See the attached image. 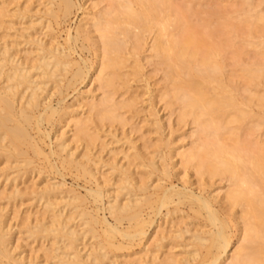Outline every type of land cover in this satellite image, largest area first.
<instances>
[{
    "label": "bare ground",
    "instance_id": "1",
    "mask_svg": "<svg viewBox=\"0 0 264 264\" xmlns=\"http://www.w3.org/2000/svg\"><path fill=\"white\" fill-rule=\"evenodd\" d=\"M175 1L113 0L108 8H102V3H96L90 9L91 12L85 10L84 17L76 30V36L72 37L69 34L66 42L69 45L72 44V41L76 43L83 36H85L83 37L85 40L93 41L97 53L95 67H89L86 63L85 66H82L78 62H74L71 58L72 49L69 45V52L66 53V49L62 48L63 46L59 42L49 41L52 44H47L44 43V40L41 42L42 39L39 41L40 37H38L39 39L34 37L38 32L36 27L42 26L43 20L49 25H46V28L42 26L46 30L41 26L40 28L44 31H51L50 22L52 20L59 21L60 15L69 19L77 9L73 0H48L44 12L41 11L44 14L43 20L36 19L37 22H30V27H25L27 33L24 32L18 38L24 39L26 45L34 46V50H29V45L24 44L29 51L26 49V51L23 50L25 53H22V48L19 49L21 43L18 42V38L15 40L12 35L11 38L14 40L12 41L6 38L10 35H5L3 38L0 35L3 43L0 44V160L4 165L0 167V184L1 181L12 184L11 191H5L7 194H4V200L9 202L8 205L18 202L22 204L21 202L24 200H31V202L34 201L41 205L40 207L43 209V212L40 213L41 217L39 214V219L33 224L28 220L23 229L26 231L27 239H32V242H43L40 251L43 256L45 254V264H119L117 257H114L116 260L111 257L114 256L113 252L116 254L136 248L135 246L142 247L149 240L151 229L158 228L155 227L156 219L154 218L161 215L163 209L167 210V214L164 216L172 219L170 215H173L175 218L177 215L174 214L178 212L180 215L182 214L179 207L182 208L184 205H189V212H193L195 216L190 220L198 222V219L201 218L204 224L197 223L198 227L193 224L195 230L189 228L188 224L186 230L181 228L178 231L177 229L174 234H171L170 231L172 233L173 231L170 230V236H167V232L165 234L162 231L165 236L154 237L160 239L157 238L154 242L152 241L153 243L150 239L153 245L149 247L150 249H146H149L146 255H140L137 260L130 261L131 264H264V142L257 151L241 145V136L244 132L261 129L264 126V92L261 90L263 89L261 87L264 86V65L244 66L241 71V78L244 80L237 76L238 79L246 82L243 87L242 84H239L241 80L236 78L235 82L233 77L227 76L222 53L229 44L239 40L240 32L238 31H241L242 34L245 31V28L239 29L241 25L251 27L250 33L245 31L248 33H246V37L248 36L249 39H255L258 32L264 38V13L256 12L255 7L250 12L243 11L245 13L243 16L241 15L242 18H239L241 25L233 22L228 23L229 21L224 24L227 29L233 32L234 36L237 35L235 39L217 42L218 37L213 39L217 33L207 32L206 27L201 28V26L190 23L189 11L184 12ZM253 1L247 2V4L250 7L254 6ZM7 2L8 0H0V19H2V21L0 20V30L4 28L3 26H6L7 29L9 24L8 21H5L7 16L10 15L12 18L11 14L13 13L10 11L11 14L7 15V9L10 7ZM20 9L18 8V11ZM31 9L30 7H26L25 10L23 8L24 11L20 10L21 13H17L18 17L24 18L25 15L32 13ZM80 9L82 10V8ZM80 9L78 7V10ZM17 14H13L14 17ZM11 18L8 17V20H12L10 22L14 23V18ZM35 18L39 17L36 15ZM29 30L37 32L32 36L33 33L29 34ZM23 31L25 30L23 29ZM91 32L98 34L97 40L90 36ZM215 32L221 33L223 30ZM25 34L27 35L23 36ZM5 38L8 40L7 43H4ZM24 40L21 42L24 43ZM149 40L152 42L150 59L156 62L164 74L165 84L162 86L163 89L159 90L161 102L165 103L167 109L171 111L179 110V124H187L192 120L198 128V138L189 149L180 151L175 156L172 155L173 157H169L170 159H167V155L159 150L162 149L160 146L163 143L159 141L160 138L157 141V144L158 142L160 144H156V152L154 151V157L150 158V161L145 154L139 153L141 151H138V148V150L136 147L134 148L135 145H133L132 152L137 150L136 153H132L131 150H129L130 154L129 151H124L125 155L124 152L121 153L130 164L127 166L131 167L133 161L137 162L140 168H145V172L142 174L145 175L148 171L145 175L146 178L144 180L141 178L138 183L139 181L137 182L133 177L135 173L133 174L129 167L126 168L125 164L122 166L121 163L119 165V162H115L117 159L115 155L120 153H116L114 155L116 159L110 160L113 161L110 163L109 160L104 161L101 153L99 155L94 151L98 147L97 143L102 139L99 135L102 128L99 130V125L107 124L108 126L109 123L111 125L123 123L125 118L122 111H132L136 106L137 98L132 97L120 102L115 97L121 89L123 93L125 92L123 95L128 94L131 91L130 82L142 79L145 74L139 59L145 46L150 45ZM214 40L216 41L214 42ZM243 42L247 43V40L245 39ZM237 51L235 58L241 56ZM260 54L264 55V52ZM31 58H33L32 62L29 63L28 59L31 60ZM131 60L133 61L129 65ZM127 68H130L131 71L125 73L124 69ZM94 77V82L98 83L99 91L101 90L103 97L99 100L97 99L99 96L94 95L93 92L81 93V96H78L73 102H83L81 108L83 115L80 108H78L80 112L75 110L77 108L74 109V104L67 107H53L52 99L57 94L63 97L65 91L74 90V88L83 85L87 79L92 80ZM145 80H147L146 89L149 92L150 81L147 77ZM239 85L242 87L240 88ZM242 93L245 95L242 96ZM65 97L63 98L66 99ZM150 97H155L153 92L150 93ZM240 97H242L241 100ZM64 99H60L59 106L65 101ZM254 106L259 108V114L253 112ZM57 117L59 118L57 119ZM55 123L59 127L62 123H67L65 127L67 130L70 129V132L65 129L64 132L58 133L56 145L53 144L56 150L53 149L49 155H46L41 147V141H38L36 136L34 138L32 133L37 132L38 136L48 138L51 136L50 132L42 133V127L51 125L52 128ZM154 125L157 127L156 133L159 134L158 131L160 132L162 128L161 122L156 120ZM69 133H72L71 137H68ZM112 135L113 138L116 137L114 132ZM227 136H230V140L226 138ZM40 138L39 140L42 139ZM117 140L119 139L116 137ZM230 141L232 142L230 143ZM73 142L80 143V146H77L76 143L77 147L71 148ZM132 144L128 146H132ZM167 145L165 144V146ZM81 146L83 149L79 152ZM169 150L175 149L169 147ZM51 156L58 158L62 173L74 170L79 177L97 184L95 190L91 189L88 192V196L93 200L89 203L103 205L104 211L108 212L115 225L100 218L99 209L92 211L89 208V210L87 198L82 197L72 188L68 189L65 184L46 182L47 184L42 188L38 187L30 192L22 190V187L19 188L21 185H19V181H22L26 175L33 176L34 172L36 175V171L38 175L42 174L34 166L35 158L44 157L49 162ZM175 158L179 159L178 163L184 170L193 169L201 179L208 177L212 181L220 179V181L228 183V190L221 198L222 209L219 208L220 206H218L219 210L216 209V205L220 204V194L212 196V193L206 197L203 194L205 190H203L201 195L197 196L193 191L188 190L189 192H187L184 189V191H175V187L169 189L163 185L165 179L172 177L168 172V161ZM145 160L149 161L148 165L145 164ZM55 166L52 164L50 167L51 170L57 172L58 168ZM104 167H109L112 178L115 176L116 182L111 180L110 183V180H107L110 175L108 174L104 177L105 182L99 183L101 178H98V174H101L100 171ZM22 169L25 170L24 173ZM153 176L157 178L156 181L152 180ZM38 178L40 177L38 176ZM112 187H116V190L112 191L115 192L114 195L110 190ZM187 188L185 187V189ZM37 206L39 207V205ZM170 206L174 209L170 210ZM14 209H17L15 205ZM235 209L240 210L239 219L236 218ZM7 210L8 208L0 207V264H43L36 257L23 256L24 253L21 250V253H18L17 245L16 248L12 246V228L16 225L11 227L9 225L11 223L8 224L9 221H6ZM146 211H150V213L148 212L146 215ZM13 214L17 213L15 214L13 211ZM162 218L165 219V217ZM236 221L237 224H235ZM170 222L171 220L168 221V223ZM125 224H127V228H123L126 227ZM235 227L240 228L238 240L241 244L233 251L235 238L232 230ZM17 229L19 230V228ZM186 235H190V238H185ZM179 240L181 243L178 242ZM174 244L175 248L183 250V253H180V260L174 255L175 253H171V249H169L171 252L167 250L168 254L167 251L165 252L169 246L171 248ZM144 247L145 244L141 253H143Z\"/></svg>",
    "mask_w": 264,
    "mask_h": 264
},
{
    "label": "rangeland",
    "instance_id": "2",
    "mask_svg": "<svg viewBox=\"0 0 264 264\" xmlns=\"http://www.w3.org/2000/svg\"><path fill=\"white\" fill-rule=\"evenodd\" d=\"M251 1H247V0H215V1H213V0H176L175 2L180 8L183 9L184 12L185 11L186 12L187 11L190 12V13L188 12V14H189L188 17L190 18V23H192L195 26H201V28H205L206 27L207 28V32L210 31L211 33H213V31H214V33H217L213 37V39H216L218 37L216 39L217 42H218L219 40L220 41H226L227 39H229V40L231 39L233 41L235 39V36H237V35L235 34V36H234L233 32L231 30L227 29L226 28L227 26L225 27L224 24L229 21L228 23L233 22L234 24L241 25L239 18L240 17L242 18L243 14L245 13V12L243 13V11H249L250 12L251 10H254V7H255L256 12H258V13L263 12L264 13V0H254L253 1V5L254 6L250 7L247 4V2H251ZM73 2L77 5V9L74 10V12L71 15V17H69V19H68V18H64V17H62V15H60L61 18L58 19L59 21L54 22L55 20L54 21L52 20L53 22L51 21L50 23H51L53 31L51 30L52 31L51 32V31L47 30V31L51 32V33H49L47 31H44V29L46 28V25L48 26L49 23H47L42 18V17H44V14L42 12H44V9H45L44 7H46V5L48 4V0H8L7 4H10V7L7 5L9 7V8L7 7L8 8L7 9L8 10L7 11V15L10 12L13 13L14 15L17 14V13L20 14L21 11H24L26 9V7L27 8L30 7L33 10L31 9L32 13L30 12L31 14L29 13V14L25 15L24 18L18 17V14H17V16H15V17H18V18H15L14 15L10 13L12 15V18H11L10 15H8L7 18L5 19V21L9 22L8 25L6 24L7 25V29L5 28L6 26H3L4 30L3 29L0 30V31H2V32H0V35L2 36L1 38L5 37V35L6 36L10 35V37L8 36L6 38H9V40L14 41L11 38L12 35H13L14 39L17 40L16 38H18V36H20V35L22 36V34H24V32L27 33L25 27H27V28L30 27V25H29L30 22L31 23L33 21L37 22V20L40 19L39 21L43 20L42 21V26H44L45 28L42 27L41 25L40 26L42 28H44V29L40 28V26H37L36 29H37V31L39 33L37 31L36 32L38 33V35H37V33L34 30H32V31L29 30L28 33L29 34L33 33L32 36H34L35 33H36V35L34 37H37V38L40 37V39L38 38L39 41H41V39H42L41 42H43V40H44V43H47V44H49V43L52 44V42H55V41L57 43L59 42V44L61 46H63L62 48L66 49V53H67V52H69V47H68L69 44L66 42V40H67L69 34L72 37L76 36V30H77L78 26L80 25L82 18L84 17L83 16V12L85 10H88V12H91L90 9H92L94 4H96V3H102V8H108L109 5H111L113 3V0H73ZM78 7H79V9L82 8V10L81 9L78 10ZM18 8L19 9L21 8L20 9L21 11L20 10L18 11ZM23 8H24V10H22ZM41 9H43V10H41ZM243 9H245V10H243ZM191 12H193V13H191ZM36 15L39 18H35ZM8 17H9V19L10 18L11 19L14 18V23H11L10 21H12V20L9 21ZM26 17H27V19H26ZM0 20L2 21V19H0ZM39 21H38V23H39ZM23 23L26 24V25H24ZM44 23H46V24L44 25ZM10 24H11V26L13 24V26L12 27L9 26ZM8 27L9 28L11 27V29H8ZM241 27L239 26L240 30H243L245 28L244 30L248 31L249 33H250L249 30H252L251 27H249V25L248 26L241 25ZM38 28L40 29V31H39ZM21 29H22V31H21ZM23 29L25 31H23ZM221 29L223 30V32H221L222 31ZM217 30L218 31L220 30L221 33L215 32ZM17 31L21 32V33L17 34L18 33ZM41 31H43V32H41ZM245 31L243 32V34L241 33V31H238L241 34L237 33L239 40L237 39L238 41L235 40L233 42V44L235 43L236 45L234 46L231 43V44H229V46L226 49H223V52H222L223 53V57H224L223 60H225L224 62H225V65H226V68H225L226 72H227L226 74H227V76L230 75V77H233L234 78L233 80L235 82L238 79L237 76L238 77L240 76V78H241V75H242L241 71H242V69L244 68L245 65H248V66L249 65L252 66V65H255V64L264 65V55L260 54L261 52H264V44H262L264 42V38L262 37L261 33L258 32L257 35H255L256 36L255 39L251 40V39L248 38V36L246 37V33L247 32H245ZM5 32H7V33H5ZM9 32H11L12 34L9 33ZM26 35L27 34H25L23 36H26ZM243 35H245V36H243ZM50 36L52 37V39L53 38L54 39L52 40ZM90 36L95 38V40L98 39V34H95V33L91 32ZM83 37H85V36H83ZM83 37L80 39V41L78 40V41H76V43H75V41H72L71 42L72 44L69 45L70 48L72 49V52H70V53L73 55V56L71 55V58H73L72 60H74V62H76V63L78 62L82 66L83 65L85 66V63H86L87 66H89V67H91V66L95 67V65L97 64V62H96L97 61L96 47L94 49V45L95 44L93 43V41H87ZM1 38H0V41H1L0 44L2 43V39ZM20 39H21V37H20ZM213 39H212V42H213ZM243 39L244 40L246 39L247 43L243 42L244 41ZM19 40H18V42L21 43V46H23L24 44L26 45V42H25L24 39H21V40H24V43H23V41L21 42V40L20 41ZM216 40H214V42ZM6 41L8 42V40L6 39V40H4V43H7ZM12 41H10V42L12 43ZM49 41H52V42H49ZM148 42L150 43V45L149 46L148 45L145 46V49L143 50V52L141 54V58L139 59L140 62H141L142 67L144 68V73L145 74L142 77V79H144V80L141 81L142 79L140 78L139 79L140 81L139 80L131 81L130 82L131 91H129L128 94L126 93L127 95L126 94L123 95L125 92L123 93L122 89H121V91L118 90L120 92L115 97V99H117L120 102L123 101V100L130 99L132 97L133 98H137L136 106H135V108L132 111H130V110H123L122 111V113H123L122 115L125 118L124 119L125 121L123 123H114V125H111V123L107 122L110 125L107 126V124H102L103 126L106 125L104 128H103V126L101 124H100L101 126L99 125V130L102 128V130H101L102 132L101 131L99 132V135L102 137V139H101V141H99L97 143L98 147L94 151V153L98 152L99 155L102 154V158L104 157L103 158L104 161L106 160L105 162H107L109 160L110 163H113V161L117 158L115 162H117V163L119 162V165L121 163L122 166L126 165V168L129 167V169L132 170L131 172H133V174L135 173L133 177H135V180L137 182L141 178H143L141 180H144L146 178L145 175H146V173L148 171H146L145 175L142 174V173L145 172V170H144L145 168L144 169L142 167L140 168L139 167L140 165H138L137 162L134 163L132 161V159H130L132 161L131 162V167L127 166V165H130V164L127 162L128 160L126 161V159L123 158L124 156L122 154H123L124 151L131 150V152H132V150H134V148L136 147V149L137 148L139 149V150L137 149L138 151H141L139 153L145 154L146 157H148L149 161H150L151 160L150 158L154 157L153 155H154L155 148L157 149V147H155V146L157 144L158 139L160 138L159 141L163 142V143L165 142V143L164 144L161 143L163 146L161 145L160 147L162 149H159V150L160 151L162 150L161 152H163L164 155H167V157H168L167 159H170L172 155L175 156L180 151L189 149L191 147L192 143L194 141H196V139L198 138V135H197L198 128L196 127V125L193 124L192 120L188 121L187 124H179V122H178V114H179L178 111L179 110L171 111V110L167 109V107L165 106V103L161 102V99H160V96H159V90L163 89L162 86H164L163 84H165V82L163 81L164 74L160 70L158 65H156V62L155 61L154 62L151 61V59H150V56H151L150 49L151 48L150 47L152 45V42H150V40ZM66 43H67V45H66ZM251 44H256V45H259V46H255V45H251ZM25 45L23 47L20 46V48H19V49L22 48L21 49L22 53H25L24 51H26V49H27L26 46L29 45V44H27L26 46ZM33 48L35 49L34 46H31V45L28 46L29 50H31ZM242 48H243V52H242ZM28 49H27V51H29ZM237 49H239V50L237 51ZM236 51L239 52V54L241 55L239 58H235V52ZM23 56L24 55H22V57ZM32 59L33 58H31V60L28 59V62L31 63ZM24 60L27 62L26 59H24ZM132 61L133 60H131L129 62V65H130V63H132ZM128 67H130V66H128ZM124 70H125L124 71L125 73L131 71L130 68L129 69L127 68V69H124ZM145 76L147 77L148 81H150V85L151 86H150V91L149 92L146 89L147 80H145L146 79ZM230 77H228V78L230 79ZM241 79H238V80L240 81ZM94 80H95V77L92 78V80L87 79V81L83 85L78 86L79 88L78 87H76V89L74 88L75 92L72 89H70V91H68V90L65 91V92H68L67 94L64 92V95H63V97L66 96L65 97L66 99H64L63 97L58 96L59 94H57V96H55L52 99L53 107L54 108L67 107V106H71V105L74 104L75 105L74 109L77 108L75 110L79 111L78 108H80V111L82 113L81 108H82V103L83 102L82 101H81V103L80 102H78V103L77 102L76 103L73 102V101H75V99L78 96H81V93L82 94L83 93L86 94V93H90V92L92 93L93 92L94 95L97 94V96H99V98H97L99 100L102 99V97H103L102 96L103 93L101 92V90L99 91L98 83L94 82ZM242 80H244V79H242ZM241 81H240L239 84H242V85L244 84L245 85L246 82L245 81L241 82ZM244 85H243V87H244ZM239 86H240V88L242 87L241 85H239ZM261 88H263V89H261ZM261 88L260 89L262 90V92H264V86H262ZM78 90L79 91L81 90L82 92L81 91L79 92ZM151 92H153V95L155 96L154 98L150 97V93ZM241 95L243 96L245 94L242 93ZM60 99H64L65 100L64 102H62L61 106H59L60 105L59 101H61ZM241 99H242V97H240V100ZM253 112L255 114H259L260 110H259V108L257 106H254L253 107ZM83 114L84 113H82V115ZM58 118L59 117H57V119ZM156 120H158L162 124V126H161L162 128H161L160 132L158 131L159 134L156 133L157 132V130H156L157 127H156V125H154V122H156ZM65 124L67 125V123H62L60 125V127L58 125H57L58 126L57 127L56 123H55V124H53L54 127L52 125V128H51V125L50 126L44 125L42 127V131H43L42 133H44V132L45 133L46 132L49 133L50 132L51 136L48 137V138H45L44 136H41V135L38 136L37 132L32 133L34 138L37 137L36 139L38 141H41L40 142L41 147H43V150L46 153V155H49L51 153V150H53L55 148L54 145H56V136H58L61 132L65 131V129L67 128V127H65ZM108 127H109L110 131H109ZM62 128H63V130H62ZM66 131L70 132V129H68V130L66 129ZM109 132L110 133L114 132V134L117 137V139H119L121 142L119 140L116 141V137L113 138L114 136L112 135V133H111L112 137H110L111 135H110ZM71 134L72 133H69L68 137H71ZM39 137H41L43 139V142H42L41 138H40L41 140H39ZM200 137H203V136L200 135ZM226 138H228V140H230V136H227ZM161 139H162V141H161ZM113 141L116 142V143H119V144L117 145ZM134 142H135V144H134ZM160 142H158V144H160ZM231 142L232 141H230V143ZM263 142H264V126H262L261 129H252L251 131H246L241 136V145L242 146H247L248 148H251V150H254V151H257L262 146ZM167 143H168L169 146L167 145ZM129 144H132V146L131 145L128 146ZM165 144L167 146H165ZM76 145L80 146V143L73 142L71 148H76L77 147ZM133 145H135L134 148H133ZM169 147H170V149L174 148L175 150L170 151ZM82 149H83V147L80 148L79 152L82 151ZM163 149H164V151H163ZM177 149H179V150L177 151ZM54 150H56V149H54ZM111 150H113V151L111 152ZM114 150H116L117 152L114 151ZM137 150H135V151L137 152ZM113 152H115V153L113 154ZM136 152H134V153H136ZM116 153H120V154L122 153V154L121 155L117 154V156H116L115 155ZM129 154H130V151H129ZM114 155H115L116 158L114 157ZM124 155H125V152H124ZM31 157H33L32 154H31ZM143 157H145V156H143ZM148 158H147V160H148ZM57 160H58V158L56 156H51V158L49 159L50 163L44 157L35 158L34 161L36 163H35L34 166L37 168L38 171H41L42 174L43 173L44 174L43 175L41 174L42 176L40 174L38 175V172L36 171V173H37L36 175L37 176L35 175V172L33 173V176L30 175V174L26 175L28 177L25 176L24 179H22V181H19V185L21 184L19 186V188L21 189V187H22L23 188L22 190L30 192V191H32L34 189H38V187L42 188L48 182H50L51 184H55V183L56 184H59V183L65 184L68 189L72 188L78 194H80L82 197L84 196L85 198H87V206L89 205L88 209L90 208L92 211H94V210L97 211L99 209L100 210L99 211L100 218L106 219L107 222L109 224H111V225H115L114 221L111 219V217L109 216L108 212L106 213L104 211V206L103 205H101V204H97V205L90 204L93 200H92V198L90 199V197L88 196V192L91 189L95 190L97 188L96 187L97 184L94 181L93 182H89L88 180H85L84 178L79 177L74 170L73 171H65V172L63 171V173H62V169H60V163ZM110 160H113V161H110ZM147 160H145L144 162H145V164L148 165L149 161H147ZM157 161H158V159H157ZM178 162H179L178 158H175L172 161H170V160L168 161V163H169L168 164V167H169L168 168V170H169L168 172H169L170 176H172V177L171 178L170 177L167 178L168 180L165 179V183H163L164 181L162 182L163 185L165 187L169 188V189L172 188V187H175L174 188L175 191H177V190L178 191H180V190L182 191L183 189L185 191L187 190V192H189V191L192 192L193 191V193L195 195H197V196L201 195L203 190H205V192H206V194H205V192L203 193L204 196H206V197H208L210 194L212 195V193H213L212 196H217V195L220 194L219 195L220 199L218 197L220 204L218 203V205H216L217 206L216 209H218V206H220L219 208L222 209V206H221L222 199L221 198L224 197L225 192L228 190V183L226 181H222V180L220 181V179H216V180L212 181V180L208 179V177H207V179L205 177L203 179H201V178H199L196 175V173L193 171V169L184 170L183 167L181 166V164L178 163ZM132 163H134V164H132ZM52 164H53V166L56 165L55 167L58 168V169H56L57 172L51 170L50 166ZM160 164L161 163L159 162V165ZM58 165H59V167H58ZM3 166H4L3 162H2V160H0V167H3ZM138 167H139V169H138ZM42 168H43V171H42ZM101 170H102V171H100L101 174H98V178H101L100 179L101 182H99V183L103 184L105 182L104 181V179H105L104 177L108 176V174L111 175V171L109 170V167L108 168L104 167ZM22 172L24 173L25 170L22 169ZM57 173L63 174L64 176L63 175H59ZM110 175L107 177L108 178L107 180H110V183H111V180L116 182L117 180L115 179V176H114V178H112L113 176L112 175L110 176ZM156 175H154V176L156 177ZM158 175H157V177H158ZM38 176L40 178H38ZM154 176H153V178H155ZM153 178H152L153 181L157 180V178H155V179H153ZM1 182L2 183L0 184V207L3 208V209H7L8 208V210L6 212V215H5L6 221L7 222L9 221L8 224L11 223V224H9L11 227H14L16 225L14 228H12V237H11L12 246H14V248H16V245H17V247L19 248V250H17L18 253L21 250L22 253H24L23 256H26V257H28V256L32 257L33 256V258L36 257V258L39 259V261H41V263L45 264L44 263L46 261V259L44 258L45 254L43 256L42 252L40 251V250H42V243L43 242H41V243L32 242L33 241L32 239H27L28 237H27L26 231H25V229H23L24 228L23 227L24 224H26L28 222V220H29V222L32 221L31 224H33V223L37 222L39 217H41L42 214H40V213L43 212V209L40 207L41 205L39 203L36 204L34 201L31 202V200H26V201L24 200L23 201L24 203L21 202L22 204H20V202H18L19 204L18 203H16V204L15 203H11L13 205H8L9 202L4 200L5 199V195L7 194V193L5 194V191L6 192H10L11 189H12V184L11 183H7V182L3 183V181H1ZM115 182H113V184H115ZM6 183H7V185H6ZM138 183H140V181ZM185 187H188V188L185 189ZM67 188H65V189H67ZM115 188L116 187H112L110 189L111 192L115 191L116 190ZM113 193H115V192H112V195H114ZM14 205H15V208L17 207V209H14ZM19 205H21V206H19ZM37 205H39V207ZM172 206H170V210L174 209L173 208L174 206L173 207ZM184 206H185V208H183ZM184 206H182V208H180L181 206L179 207V209H180L182 214L180 215V212L174 214V215H177L175 218H173L174 217L173 215H170V216H172V219H171V217L167 216L168 217L167 218L166 216H164V215L167 214V212H166L167 210L165 211L164 209L162 210V214H161L162 216L159 215L156 218H154V219H156L155 220V222H156L155 227H158V228H155V229L152 228L151 229V231L149 233L150 234L149 235V240H147L146 243H144L145 244V247H144L145 253H144V251H143V253H141V251L143 250V246H144V244H143L142 247L141 246H135L136 248H133V249H130V250H127V251H123V252H117L116 254H114L115 252H113L112 255H114V256H111V257H113V259H115V260H116V258H114V257H117V259L119 261V264H127V262H128V264H131L130 261L132 262L133 260L134 261L137 260L140 257V255H142V254L146 255V252L149 251V249H150L149 247H151L153 245V244H151L152 241L154 242L158 237L161 238L163 235L165 236V234H167V233L169 234L170 230L173 231V233L171 231H170V233L174 234V232H176L177 229H178V231H180L181 228H182V230H184V229L186 230V228L189 227V228L195 230L196 229L195 226L198 227L197 223H199V225L200 224L201 225L204 224L203 223V219H201V218L198 219V222L197 221L195 222V220H190V219H193L195 216H194L193 212L192 213L189 212L190 211L189 205H184ZM29 207H32V208L30 209ZM188 208H189V210H188ZM37 209H39L40 211L39 210L37 211ZM13 211L15 212V214L16 213L17 214L14 215ZM182 211H184V212H182ZM148 212L150 213V211H148ZM148 212L146 211V215H147ZM239 212H240L239 209L238 210L235 209V214H236V218L237 219H239V217H240ZM183 213H185V215H186V216L184 215L185 217L183 216ZM38 215H39V217H38ZM162 217H165V219H168V220L166 221ZM181 219H183V220H181ZM186 219H188V220H186ZM169 220H171L170 223H168ZM175 222H176V224H173ZM235 224H237V221L235 222ZM187 225H188V227H187ZM190 225H193V226H190ZM125 226L126 227H123V228H127V224H125ZM17 228H19L20 231ZM240 228H241V226H240ZM240 228L237 229V227H235V229L232 230V232L234 231L233 236L235 238L234 239L233 251L235 249H237L238 246L241 244L239 242V240H238L239 237H240V232H239ZM162 231L164 233L165 232H167V233L164 234ZM235 231H236V233H235ZM237 231H238V233H237ZM160 233H161V235H160ZM168 234H167V236L171 235V234H169V235ZM235 235H236V237H235ZM156 236H158V237L154 238ZM186 237L190 238V235H186L185 238ZM153 238H154V240H152ZM160 238H158V239H160ZM150 239H151V242H150ZM178 242L181 243V240H179ZM19 245H20V247H19ZM146 246H148V247H146ZM38 247H40L41 249H39ZM147 248H149V249L146 250ZM174 248H175V244L172 245L171 248L169 246L165 250V252L167 250L171 249L172 252H171V250H169V251L171 253H175L174 255L177 256V259L179 258L178 260H180V253L182 254L183 250H181L179 248H175V250H173ZM139 251H140L141 254L139 253ZM233 251L230 253L229 261H230V257L232 255ZM138 253H139V255H138ZM168 253L169 252L167 251V254Z\"/></svg>",
    "mask_w": 264,
    "mask_h": 264
}]
</instances>
